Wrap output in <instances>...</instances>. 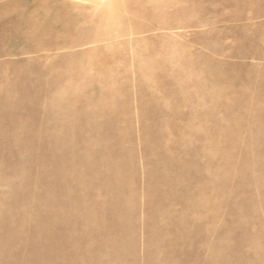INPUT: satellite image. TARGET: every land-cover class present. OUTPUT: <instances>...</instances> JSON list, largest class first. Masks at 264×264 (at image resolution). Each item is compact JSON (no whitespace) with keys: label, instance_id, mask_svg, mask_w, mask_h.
<instances>
[{"label":"rangeland","instance_id":"rangeland-1","mask_svg":"<svg viewBox=\"0 0 264 264\" xmlns=\"http://www.w3.org/2000/svg\"><path fill=\"white\" fill-rule=\"evenodd\" d=\"M0 264H264V0H0Z\"/></svg>","mask_w":264,"mask_h":264},{"label":"bare ground","instance_id":"bare-ground-1","mask_svg":"<svg viewBox=\"0 0 264 264\" xmlns=\"http://www.w3.org/2000/svg\"><path fill=\"white\" fill-rule=\"evenodd\" d=\"M22 90H23V89H22ZM38 91H39V90H38ZM30 96H31V95H30ZM32 96H34V95H32ZM35 97H37V96H35ZM35 99H36V98H35ZM35 99H34V100H35ZM31 101H32V100H31ZM28 102H29V101H28ZM27 108H28V107H27ZM5 115H6V113H5ZM37 261H38V260H37Z\"/></svg>","mask_w":264,"mask_h":264}]
</instances>
